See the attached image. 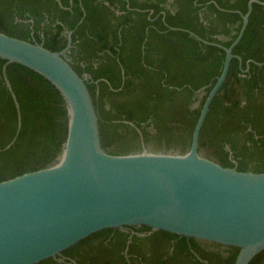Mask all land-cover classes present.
<instances>
[{"label":"trees","instance_id":"1","mask_svg":"<svg viewBox=\"0 0 264 264\" xmlns=\"http://www.w3.org/2000/svg\"><path fill=\"white\" fill-rule=\"evenodd\" d=\"M248 2L0 0V31L60 51L67 44L62 30H73L77 45L71 48L70 64L79 75L83 71L91 75L87 86L103 148L113 154L141 151L127 149L131 139L148 149L156 143L155 152L184 153L203 102L222 70L225 50L213 43L231 45ZM110 6L123 12L116 15ZM162 10L165 14H159ZM233 54L200 130L198 150L223 166L264 172V4H252ZM92 60L99 62L97 67ZM80 61L88 64L82 67ZM4 63L0 58V181L53 164L68 129L65 100L58 89L34 70L10 63L6 75L20 106L18 128ZM129 229L98 231L62 255L74 264H234L239 251L147 226ZM60 257L37 264L68 263ZM249 264H264V250Z\"/></svg>","mask_w":264,"mask_h":264},{"label":"water","instance_id":"2","mask_svg":"<svg viewBox=\"0 0 264 264\" xmlns=\"http://www.w3.org/2000/svg\"><path fill=\"white\" fill-rule=\"evenodd\" d=\"M253 3L264 1L248 2L239 34L229 47H222L221 73L203 102L184 153L105 150L87 79L63 53L71 38L63 51H53L0 31L2 72L17 108L18 128L20 106L6 75L10 63L49 80L65 100L68 118L66 139L53 164L0 181V264H37L62 256L98 231L134 226L235 246L239 251L234 264H249L264 250V172L223 166L198 150L200 130Z\"/></svg>","mask_w":264,"mask_h":264},{"label":"flooded vegetation","instance_id":"3","mask_svg":"<svg viewBox=\"0 0 264 264\" xmlns=\"http://www.w3.org/2000/svg\"><path fill=\"white\" fill-rule=\"evenodd\" d=\"M171 1V0H170ZM250 1V0H249ZM115 6H113V7H110V9L111 10H114L115 11V14L116 15H120L123 11H120V10H115ZM205 9V8H204ZM117 12H119V13H117ZM150 12H153V10L152 9H150ZM160 13H163V14H165V12L162 10V11H160L159 12V14ZM202 15V12H200V16ZM201 19H202V17H201ZM57 22H58V20H57ZM204 23H206L205 21H203ZM173 28H175V27H170V29H173ZM182 30H185V31H188L189 32V30H186V29H182ZM192 32V31H191ZM72 33H73V31H71V30H66V28L64 27V29L62 30V32H61V34L62 35H64L65 36V38H66V40H67V44H66V46L63 48V49H61L60 51H63L66 47H67V45H68V42H69V40H68V38H69V36L70 35H72ZM190 33V32H189ZM194 33V32H193ZM195 34V33H194ZM192 35V34H191ZM195 35H197V34H195ZM195 35H193V36H195ZM198 36V35H197ZM196 37V36H195ZM71 38H72V36H71ZM197 38V37H196ZM201 38V37H200ZM198 39V38H197ZM199 40V39H198ZM204 40V39H203ZM201 41V40H200ZM203 42V41H202ZM208 42V41H207ZM213 44H215V45H217V46H220V47H223L222 45H219V44H216V43H213ZM76 43L75 42H73L72 41V44H71V47L69 48V49H67L66 51H64L63 53H64V56H65V58L69 61V62H72L73 63V57L70 55L71 54V48H75L76 47ZM142 48H143V50H144V48H145V46L143 45L142 46ZM249 62V61H248ZM88 63H86V62H83V61H80V65L82 66V67H85L86 65H87ZM91 64L93 65V67H97L98 66V64H99V62L97 61V60H92L91 61ZM241 65V64H240ZM247 69H245L244 71H246ZM83 77H85L86 79H87V82H91V75L88 73V72H86V71H83L82 72V74H81ZM96 82H98V81H96ZM200 90H202V89H200ZM130 123V125H133L131 122H129ZM122 145V144H121ZM125 145H127V149H130V148H138V147H140L141 149H143V148H147L146 147V145H145V143H138V142H136V141H134L133 140V142L131 141V139L128 141V142H126V144ZM126 147V146H125ZM161 148H162V146H161ZM148 149V148H147ZM149 150V149H148ZM124 231H128V230H130L129 228H127V229H123ZM64 259H68V263L67 264H74L75 263V260H70L69 258H67L66 256H64V255H62L60 258H59V260L61 261V260H64Z\"/></svg>","mask_w":264,"mask_h":264},{"label":"rangeland","instance_id":"4","mask_svg":"<svg viewBox=\"0 0 264 264\" xmlns=\"http://www.w3.org/2000/svg\"><path fill=\"white\" fill-rule=\"evenodd\" d=\"M199 98L197 100L194 101V106H198L200 101L202 100V94L198 96ZM149 147V151H155V150H158V145L156 143H152L150 145H148ZM113 148V147H111ZM203 156H205V153H201Z\"/></svg>","mask_w":264,"mask_h":264},{"label":"crops","instance_id":"5","mask_svg":"<svg viewBox=\"0 0 264 264\" xmlns=\"http://www.w3.org/2000/svg\"><path fill=\"white\" fill-rule=\"evenodd\" d=\"M107 6H109V3L108 2H104ZM110 7H113V6H110ZM115 10L117 11V10H119V9H117V8H115ZM117 13H119V12H117ZM71 31H73V30H71ZM71 36L72 35H70L69 37L71 38ZM68 40H69V38H68ZM71 44H72V38H71ZM71 47V46H70Z\"/></svg>","mask_w":264,"mask_h":264}]
</instances>
